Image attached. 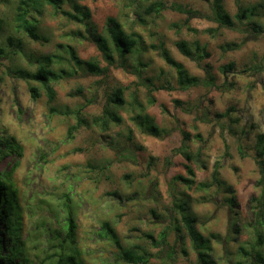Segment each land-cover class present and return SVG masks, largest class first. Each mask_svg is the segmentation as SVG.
Segmentation results:
<instances>
[{
  "label": "rangeland",
  "instance_id": "374dc122",
  "mask_svg": "<svg viewBox=\"0 0 264 264\" xmlns=\"http://www.w3.org/2000/svg\"><path fill=\"white\" fill-rule=\"evenodd\" d=\"M18 1L0 0V48L9 51L8 36L23 43L22 53L0 57V140L13 137L21 156L3 159L0 172L19 162L12 180L26 232L41 220H58L59 228L71 210L84 264H126L119 248L102 236L103 222L114 229L121 247L144 249L148 264H200L180 221L181 232H169L173 218H181L177 204L184 202L196 229L208 239L212 264H255L254 250L264 259V245L254 246L255 235L264 236V182L258 165L264 155H257V149L264 150V8L254 18L255 30L247 23L228 29L210 19L209 1L69 0L62 10L83 21L47 8L37 18L45 41L33 42L14 32ZM71 2L88 17L76 13ZM222 2L233 17L239 6L259 0ZM152 3L163 7L153 13L148 10ZM109 18L138 42L128 55L112 50L111 62L93 42L102 36L113 49L106 32ZM180 41L191 50L198 42L209 57H184L176 48ZM162 50L201 82L209 69L213 85L181 89ZM44 55L53 56L51 68L58 76L48 84L54 92L51 103L44 87L15 74L33 73L34 59ZM85 62L95 63L102 73L88 71ZM31 86L39 93L36 99ZM117 88L125 101L119 109L110 102ZM104 109L117 113L120 123L107 133L81 126L70 137L76 113L90 121ZM138 114L152 117L164 133H142L132 121ZM215 166L224 186L200 188L211 183ZM178 176L194 185L188 188Z\"/></svg>",
  "mask_w": 264,
  "mask_h": 264
},
{
  "label": "trees",
  "instance_id": "16d2710c",
  "mask_svg": "<svg viewBox=\"0 0 264 264\" xmlns=\"http://www.w3.org/2000/svg\"><path fill=\"white\" fill-rule=\"evenodd\" d=\"M202 1H209L210 19L216 22L220 27L228 29L235 28L238 23H247V25L252 26V29L255 30L259 25L254 18L258 17L259 9L264 8V0H259L256 5L246 7L239 6L238 12L231 17L225 10L222 0ZM67 2H69V0H19L13 14L14 32L24 35L33 42L45 41L38 32L39 25L37 18L42 16L47 8H50L56 13L61 11L65 16H69L78 22L83 21L70 12L62 10L63 5ZM71 7L76 13H80L83 18L88 17V13L83 14L82 8L77 2H71ZM148 7V10L153 13H158L163 6L160 3H152ZM106 32L113 49L109 47L106 39L102 36L94 37L93 42L101 52L103 58L107 61H112V50H115V52L124 56L131 54L138 44L137 40L133 36L127 34L120 23L113 18H109L106 24ZM5 43L7 47H9V51L4 52L3 49L0 48V57L4 56L8 58L22 53L23 43L21 38L8 36ZM227 47L230 50L233 49V45ZM176 48L184 57L189 58L192 61H199L209 57L206 47L200 45L198 42L194 43L193 50L189 49L184 41L177 42ZM10 50H12L11 53ZM69 53L74 63L77 65L80 64L79 59L71 49ZM161 57L169 66L175 69L177 83L181 89L186 90L190 87H197L199 85H213L214 78L211 76L209 69L206 70L208 79L201 82L197 78L188 75L183 66L175 62L166 50H162ZM52 58L53 56L44 55L40 58L34 59L37 63V67L33 73L24 70H18L15 72L16 76L23 79L25 82H35L44 87L47 90L49 103L54 100V92L50 90L48 84L54 78L58 77L51 68ZM84 66L90 72L98 74L102 73V70H100L95 63L85 62ZM231 67L232 65L229 64L228 68ZM29 91L33 99H36L39 96L36 87L31 86ZM110 102L112 107L116 109L124 106L125 101L121 88H117L113 91ZM132 121L137 122L141 132L146 135L159 137L164 133V130L158 127L155 124L154 119L148 115L138 114L132 118ZM119 123V115L106 109L103 110L101 116H96L90 121L78 118L76 113V125L70 128L69 135L72 137V132L81 126L86 128L95 127L102 133H107L113 125H118ZM183 139V142H186L188 140L187 135ZM262 142L263 138L259 136L258 146H260ZM9 155L21 156V148L13 137H5L0 140V162ZM257 155L258 157H262V155H264V150L257 149ZM187 159L190 160V156H187ZM258 165L260 166L262 181L264 182L263 161H258ZM18 166L19 162L16 160L7 171L0 172V264H84L82 262L80 249L76 239L77 223L71 210L66 212V215L61 220L59 228L55 226L57 224L59 225L60 222L58 220L54 221L55 224L51 221L46 222L41 220L34 225L31 232H26L27 230L24 228L23 215L18 201V191L12 180V176ZM217 170L218 166H215L210 184H200L199 187L208 188L212 185L218 188L223 187L224 184L219 179ZM187 173L190 177L194 176V172L189 167L187 168ZM176 179L184 183L188 188H191L194 185L192 179H185L181 176H178ZM228 193H232V191L228 190ZM261 199L262 201L264 200L263 197ZM177 209L180 212L181 218L180 220H178V218H173V224L171 222L172 228L169 232L180 233V228L176 226V223L180 221L185 233L189 237L193 249L196 251L200 264H212L209 253L211 249L208 244V239L203 237L196 229V219L191 210L187 208V203L182 202L177 204ZM260 216L261 215H259V217ZM100 229L102 231V236L107 240H110L119 248V258L124 261V263H149L150 255L138 245H130L127 248L121 247L114 229L108 222H103ZM147 237L151 239L150 235H147ZM263 237L264 236L259 233L255 235L254 246L256 248L264 245ZM254 252L256 256L255 264H264V259L259 250H254Z\"/></svg>",
  "mask_w": 264,
  "mask_h": 264
}]
</instances>
